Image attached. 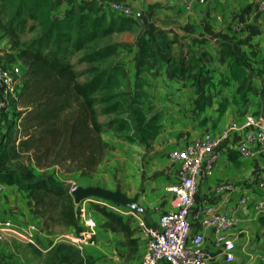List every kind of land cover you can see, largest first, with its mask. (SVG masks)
<instances>
[{
    "label": "crops",
    "instance_id": "1",
    "mask_svg": "<svg viewBox=\"0 0 264 264\" xmlns=\"http://www.w3.org/2000/svg\"><path fill=\"white\" fill-rule=\"evenodd\" d=\"M113 1L128 3L143 13L149 10L153 27L164 31L162 35L171 47L183 52L185 58L186 55L195 57L206 70L203 75L208 80L198 87L203 101L197 106V99L193 97L182 106L195 112L177 115L183 123L194 128L183 131L174 142L170 141L174 143L170 148L181 147L203 132L222 134L232 123H240L246 113H254L264 122V11L259 7L261 0H229L226 3L225 0H208L191 9H186L182 0H93L88 6L85 0H50V9L53 16L58 17L68 9L78 13L83 8L103 11L108 17ZM234 13L242 14L236 29L233 24L227 25L229 15ZM0 63L15 69L19 76L26 69L17 56V47L11 45L2 29ZM218 82L224 83L213 87ZM10 122L6 117L0 120V137ZM250 129L252 127L232 129L222 139L213 173L198 180L195 195L196 203L211 204L236 218L231 230L236 243L235 257L229 264H264V213L252 206L254 201L264 198V189L257 185L264 176V151L247 159H239L236 155L238 144ZM170 171L177 172L178 168L171 165L168 173ZM168 177L169 174H164L160 185L177 181V177L175 181ZM0 185V217L19 226L35 227L31 241L11 236L0 240V264H141L144 243L131 225L134 241L128 244L123 232L109 228L106 217L91 208L89 214L99 220L95 244L79 246L69 237L73 233L71 226L52 229L43 226L32 199L14 179L1 180ZM223 185H228L229 189L216 192L217 187ZM148 204L150 207L145 209L149 213L143 216L148 223L155 224L161 213L174 206L175 199L158 192ZM191 232L202 235L203 246L213 255L209 264H227L220 248L214 245L211 227L192 220Z\"/></svg>",
    "mask_w": 264,
    "mask_h": 264
},
{
    "label": "rangeland",
    "instance_id": "2",
    "mask_svg": "<svg viewBox=\"0 0 264 264\" xmlns=\"http://www.w3.org/2000/svg\"><path fill=\"white\" fill-rule=\"evenodd\" d=\"M228 1L225 0V3ZM223 6L225 9L226 5ZM241 15H229L227 25L238 24ZM150 17L149 10H145L140 19L124 18V30L97 41L93 46L112 43L116 47L112 55L88 62L80 60L85 53V50H81L69 57L79 73V81H85L100 71L105 75L102 87L92 94L96 100L94 107L97 120L102 125L104 143L103 157L96 169L90 174H81L70 171L63 163L43 170L25 155L12 157L9 145L13 141L18 144L22 135L17 114L21 109L20 99L11 105L9 111L0 113V120L6 117L7 121H11L6 129L7 135L0 137V166L3 169L13 168L19 176L29 181L44 174L68 190L72 184L99 185L114 190L119 182L121 190L128 196L139 194L138 202L144 208L150 207L148 200L158 192L166 194L168 198L172 195L165 187L176 182L177 172L168 173L171 167L168 152L177 136L194 128L183 123L177 115L195 112L194 109L183 108L182 104L195 97L198 106L203 101L198 87L204 85L208 78L204 77L206 70L198 59L191 55L185 58L183 52L174 50L162 35L164 31L153 27ZM221 21L224 23V20ZM32 36L33 32L24 33L22 38L26 40ZM22 75L18 76L19 82ZM243 79L248 82L247 78ZM222 83L213 84V87ZM168 143V146H163ZM164 174H169L167 179L175 182L160 185ZM83 206L86 213L91 208L97 210V207H103L122 217L129 226H134V218L138 216L127 207L98 197L85 199ZM94 219L98 225L99 220ZM63 226L58 224L53 228Z\"/></svg>",
    "mask_w": 264,
    "mask_h": 264
},
{
    "label": "trees",
    "instance_id": "3",
    "mask_svg": "<svg viewBox=\"0 0 264 264\" xmlns=\"http://www.w3.org/2000/svg\"><path fill=\"white\" fill-rule=\"evenodd\" d=\"M124 18L84 8L78 13L68 9L58 17L51 12L50 0H0V29L17 47V56L26 66L17 112L22 135L18 144L13 141L9 145L12 157L25 155L43 170L63 163L81 174L96 169L104 143L92 94L102 87L105 75L100 71L79 81L69 57L85 50L80 60L92 62L114 54L112 43L93 46L124 30ZM30 32L34 36L22 40L24 33ZM4 179H14L29 195L46 229L61 224L71 226L73 233L80 230L73 197L62 184L44 174L25 180L15 169L0 166V181ZM97 210L106 217L109 228L123 232L128 244L134 241L132 229L122 217L103 207Z\"/></svg>",
    "mask_w": 264,
    "mask_h": 264
},
{
    "label": "built area",
    "instance_id": "4",
    "mask_svg": "<svg viewBox=\"0 0 264 264\" xmlns=\"http://www.w3.org/2000/svg\"><path fill=\"white\" fill-rule=\"evenodd\" d=\"M91 2L93 0H85ZM186 9L195 5L205 4L208 0H182ZM264 11V0L259 2ZM110 11L129 20L142 18V11L128 3L113 1ZM233 28H238L236 24ZM15 69L0 63V113L9 111L11 105L18 100L21 84ZM252 129L246 132L244 140L238 144L236 155L239 159H247L264 151V122L254 113H246L240 123H232L224 129L222 134L216 135L203 132L195 139L181 147L171 148L168 160L178 168L177 181L165 188L175 199L172 208L161 213L155 224L148 223L144 216L134 211L138 216L134 218L132 226L140 235L144 243L141 264H209L213 258L203 246L200 233L191 232V221L197 220L202 226L211 227L214 232V245L220 248L227 264L234 260L236 248L231 230L236 223L233 214L220 211L215 206L195 202L198 180L213 173L222 139L232 129ZM264 189V176L257 184ZM229 189V186H219L216 192ZM246 200L243 198L242 202ZM84 200L79 205L80 230L69 235L70 239L79 246L94 245L97 223L89 214L84 212ZM252 206L264 213V198L256 200ZM33 225L19 226L8 218L0 217V240L5 236L31 241Z\"/></svg>",
    "mask_w": 264,
    "mask_h": 264
},
{
    "label": "water",
    "instance_id": "5",
    "mask_svg": "<svg viewBox=\"0 0 264 264\" xmlns=\"http://www.w3.org/2000/svg\"><path fill=\"white\" fill-rule=\"evenodd\" d=\"M1 188L2 186L0 185V189ZM69 192L74 200V212L76 214H78L80 202L90 197H98L104 200L112 201L114 204L127 207L130 210L141 213L144 216L149 213L148 210H146L138 202L139 194L136 193L132 197L128 196L121 190V184L119 182L116 183L114 190L99 185L82 186L80 184H72Z\"/></svg>",
    "mask_w": 264,
    "mask_h": 264
}]
</instances>
